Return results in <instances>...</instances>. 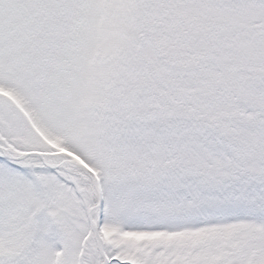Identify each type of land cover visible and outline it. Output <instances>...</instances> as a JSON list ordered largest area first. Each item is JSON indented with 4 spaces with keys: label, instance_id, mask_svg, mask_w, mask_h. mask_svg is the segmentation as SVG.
Listing matches in <instances>:
<instances>
[{
    "label": "snow or ice",
    "instance_id": "obj_1",
    "mask_svg": "<svg viewBox=\"0 0 264 264\" xmlns=\"http://www.w3.org/2000/svg\"><path fill=\"white\" fill-rule=\"evenodd\" d=\"M0 264H264V0H0Z\"/></svg>",
    "mask_w": 264,
    "mask_h": 264
}]
</instances>
